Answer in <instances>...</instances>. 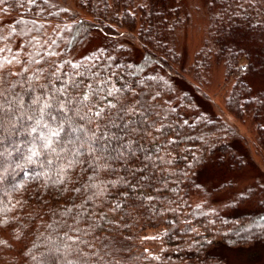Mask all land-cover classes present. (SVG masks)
<instances>
[{
    "label": "trees",
    "instance_id": "trees-1",
    "mask_svg": "<svg viewBox=\"0 0 264 264\" xmlns=\"http://www.w3.org/2000/svg\"><path fill=\"white\" fill-rule=\"evenodd\" d=\"M180 1L0 2L5 95L27 104L64 87L70 121L86 136L117 134L128 149L107 166L103 154L94 165L87 144L71 166L26 164L23 149L6 157L0 264H227L225 249L264 244V170L238 184L255 164L238 124L248 119L264 145V88L253 83L264 72V0H206V31L186 66ZM214 66L230 84L223 107L203 88ZM88 84L102 87L77 103ZM7 108L4 143L27 144ZM208 166L218 178L203 174Z\"/></svg>",
    "mask_w": 264,
    "mask_h": 264
},
{
    "label": "snow or ice",
    "instance_id": "snow-or-ice-1",
    "mask_svg": "<svg viewBox=\"0 0 264 264\" xmlns=\"http://www.w3.org/2000/svg\"><path fill=\"white\" fill-rule=\"evenodd\" d=\"M29 3H34V0H29ZM3 51L4 49H0V52ZM5 62L10 63L11 61H6L5 58L0 57V67H3ZM4 83L3 77L0 76V181L3 180L2 171L6 170L3 167L4 159L10 157L13 151L20 153L23 149V159L26 164L39 162L42 167H45L51 166L53 160H58L61 157H63V161L67 166H71L72 162L78 160L84 153L85 144L88 145L91 154H93L94 165L100 159L101 154H103V160L105 166H107L109 161L112 163L118 162V158L122 156V151L128 150L127 146L120 142L119 135L102 132L99 137H96L95 134L86 136L85 130L78 123L70 121L66 114V111L69 110L67 102H62L58 98L66 90L64 87L57 88L54 91L42 92L40 95H32L29 103L25 104L23 94L13 92L11 95H5L3 90ZM72 86L78 87L79 85L77 82H73ZM101 87L102 85H97L94 89L92 84H88L87 91L84 92L83 97H77V103L89 102L90 97L94 98ZM31 91L34 92L35 90ZM104 91L107 95H112V91L108 89ZM115 91L120 90L116 89ZM5 105L8 106L7 110L12 112L10 119L19 122V127L15 128L16 134L29 137L27 144L24 141L12 140H9L8 144L4 143L5 137L2 133L3 117L6 112ZM14 106H18L21 109L26 108L31 115L23 113L20 117H16L13 111ZM109 106L114 107L111 104ZM101 114L102 110L95 112L97 117L101 116ZM25 120L28 121L27 126L24 124ZM113 127H116V125L113 124ZM41 157L44 159L41 160ZM16 167H21V165L17 164ZM64 170L65 165L62 164L60 171L63 172ZM60 182H63V177H61ZM19 186L15 185L14 187ZM76 191H79V189H76ZM2 204L3 201H0V212L3 211Z\"/></svg>",
    "mask_w": 264,
    "mask_h": 264
},
{
    "label": "rangeland",
    "instance_id": "rangeland-1",
    "mask_svg": "<svg viewBox=\"0 0 264 264\" xmlns=\"http://www.w3.org/2000/svg\"><path fill=\"white\" fill-rule=\"evenodd\" d=\"M205 1L206 0L180 1L182 3V6L189 12L188 24L183 27L177 34V47L184 61L181 64L185 66L188 64L190 56L200 46L206 31L207 21ZM90 39L88 40V45L87 47H85V49H89L94 46V36H92ZM95 41H97V39ZM217 69L218 67L214 66L209 78L210 81L207 85L203 86V88L207 90V93L209 94L208 96L211 99L210 101H212V103H214L218 107H223L225 93H227L230 84H224L222 78V70L219 71ZM180 81L181 80H178V82ZM253 83L254 86L259 83V85L264 88V72L260 74L258 79L253 80ZM206 102L207 100H203L202 106L206 111H212V105ZM250 124L251 123L248 119H245L244 122L238 124L241 133H243L244 135L243 140L245 141V143L243 142L242 145H244V147L248 146V148L250 149L249 151L252 153L253 160L255 161L253 167L252 165H246L247 167L243 170L244 174H241V177L238 181L240 187H244V184L248 183L249 180H251L252 176L254 180L256 179L255 175H259V170L257 169L258 166L261 167V171L264 170V145L260 143L255 135L256 133H254ZM210 168L211 167L208 166L204 170L203 174L206 173V175L208 177H211V179L213 180L215 177L219 176L220 171H216ZM240 172L242 173V170ZM208 177L206 178L211 181ZM225 253L227 256V264H264V244H259L247 249H225Z\"/></svg>",
    "mask_w": 264,
    "mask_h": 264
}]
</instances>
